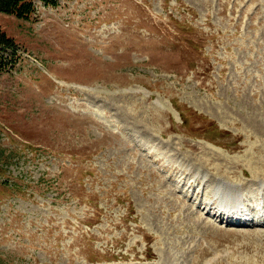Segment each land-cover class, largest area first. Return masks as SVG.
<instances>
[{
    "label": "rangeland",
    "instance_id": "1",
    "mask_svg": "<svg viewBox=\"0 0 264 264\" xmlns=\"http://www.w3.org/2000/svg\"><path fill=\"white\" fill-rule=\"evenodd\" d=\"M32 3L0 12V264H264L206 210L264 184V0Z\"/></svg>",
    "mask_w": 264,
    "mask_h": 264
},
{
    "label": "bare ground",
    "instance_id": "2",
    "mask_svg": "<svg viewBox=\"0 0 264 264\" xmlns=\"http://www.w3.org/2000/svg\"><path fill=\"white\" fill-rule=\"evenodd\" d=\"M215 189H216L215 194L218 195L217 196L218 197L217 208H216L215 201H212L206 204V210L209 211V215L215 216L216 218L218 217L217 219L219 218L224 219L229 224L233 223V224H236L237 226L242 225L245 228L255 225L258 228L260 227L264 229V222H263L264 221V210H263L264 206L262 209H258V207H261V204L257 205L256 204L257 202L255 201L256 199H258V197H259L258 204L261 203V201H264V184H261L258 187L257 193H256L257 195L256 196L254 195L249 199H247L246 195L244 194L242 187L239 189V188H234L228 185L221 184ZM248 201H252L253 203L248 202ZM243 203L244 205H241ZM245 205L249 207L251 212L258 209L257 213L248 212V214L246 215V212H243L241 209ZM224 211H226L227 213L235 211L236 213H241L243 215L238 218H236L235 216H232V217L227 216V215L224 216L222 215V212ZM261 213L263 216H260L261 219L258 218L259 222H257L256 218L254 217H257ZM245 217H247V219ZM216 218L215 220L217 221Z\"/></svg>",
    "mask_w": 264,
    "mask_h": 264
},
{
    "label": "trees",
    "instance_id": "3",
    "mask_svg": "<svg viewBox=\"0 0 264 264\" xmlns=\"http://www.w3.org/2000/svg\"><path fill=\"white\" fill-rule=\"evenodd\" d=\"M44 2L43 0H40ZM50 3V0H45V4ZM34 10L32 0H0V12L15 14L18 17H24ZM10 44L8 36L4 32H0V44Z\"/></svg>",
    "mask_w": 264,
    "mask_h": 264
}]
</instances>
